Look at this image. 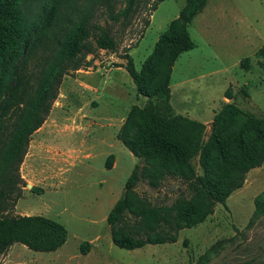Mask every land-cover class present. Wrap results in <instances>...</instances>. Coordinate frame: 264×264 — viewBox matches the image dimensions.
I'll use <instances>...</instances> for the list:
<instances>
[{
  "label": "rangeland",
  "instance_id": "1",
  "mask_svg": "<svg viewBox=\"0 0 264 264\" xmlns=\"http://www.w3.org/2000/svg\"><path fill=\"white\" fill-rule=\"evenodd\" d=\"M49 1L32 0V13ZM112 1L117 10L121 0ZM152 1L140 0L124 30L110 21L106 8H94L92 23L109 31L115 50L98 49L88 38L91 51L78 58L90 66L61 78L49 113L30 135L17 168L18 198L10 196L12 206L0 212V218H47L65 229L66 240L49 253L14 244L0 255V264H264V214L253 217V202L264 192V162L250 169L241 186L223 205L215 204L202 223L177 231L174 242L134 250L111 243L106 215L122 197L133 166L142 164L116 134L130 107L141 108L147 101L136 96L122 68L123 55L131 57L138 71L185 4V0H162L150 12ZM187 32L193 48L177 57L169 75L172 114L203 123V141L213 114L224 104L264 118V54L259 53L264 49V0H206ZM243 59L248 60L247 69L241 66ZM42 62L44 58L26 63L30 90ZM190 164L201 174L197 158ZM133 191L153 207L189 199L186 184L176 178L165 179L158 188L139 180ZM84 242L82 255L79 247Z\"/></svg>",
  "mask_w": 264,
  "mask_h": 264
},
{
  "label": "trees",
  "instance_id": "2",
  "mask_svg": "<svg viewBox=\"0 0 264 264\" xmlns=\"http://www.w3.org/2000/svg\"><path fill=\"white\" fill-rule=\"evenodd\" d=\"M161 1L153 0L149 11ZM205 1L185 0L138 71L131 57L123 55L122 68L136 96L147 101L141 108L130 107L116 134V140L134 158L142 160L141 166L131 169L122 197L106 215L111 243L119 249L174 242L177 231L202 223L215 204L223 205L241 186L250 169L264 162V118H254L232 104H224L213 114L203 141L204 124L173 115L169 106L171 68L181 53L193 48L187 25ZM31 2L0 0V212L12 206L10 196L18 198L15 190L21 181L17 168L30 135L49 113L61 78L90 66L78 58L79 54L90 53L88 38H93L98 49L115 50L116 42L109 31L92 23L94 8H106L110 21L124 30L140 4V0H121L115 10L112 0H50L33 14ZM259 53L263 55L264 49ZM41 58L44 62L30 90V76L24 72L26 63L33 59L38 63ZM247 62L241 61L244 69ZM224 97L229 98L226 93ZM193 158H197L199 175L190 164ZM105 167L110 168L106 163ZM168 178L184 182L189 199L177 200L170 207H153L133 191L139 180L158 188ZM253 203V217L263 215L264 192ZM65 240V229L47 218H0V255L14 244L32 252H54ZM86 247V242L80 245L82 255Z\"/></svg>",
  "mask_w": 264,
  "mask_h": 264
},
{
  "label": "crops",
  "instance_id": "3",
  "mask_svg": "<svg viewBox=\"0 0 264 264\" xmlns=\"http://www.w3.org/2000/svg\"><path fill=\"white\" fill-rule=\"evenodd\" d=\"M139 249V248H138Z\"/></svg>",
  "mask_w": 264,
  "mask_h": 264
}]
</instances>
